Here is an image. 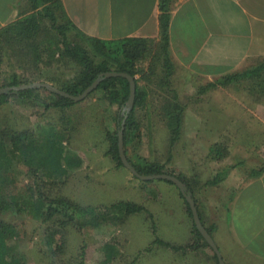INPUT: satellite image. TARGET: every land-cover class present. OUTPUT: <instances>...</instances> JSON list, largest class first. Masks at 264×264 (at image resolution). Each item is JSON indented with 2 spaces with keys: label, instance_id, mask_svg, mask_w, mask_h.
<instances>
[{
  "label": "rangeland",
  "instance_id": "374dc122",
  "mask_svg": "<svg viewBox=\"0 0 264 264\" xmlns=\"http://www.w3.org/2000/svg\"><path fill=\"white\" fill-rule=\"evenodd\" d=\"M43 22L36 40L39 46L44 40L43 53L36 62L32 60L31 50L15 53L10 58L4 55L0 63V88L15 70L22 82H47L58 89L78 76V64L64 53L62 37L55 25L47 19ZM67 38L84 46L91 57L90 46L82 38L70 33ZM162 78L160 74L155 78L137 77L146 96L144 105L134 109L139 130L129 138L126 159L137 165L146 162L161 166L163 173L179 177L187 185L186 191L195 197L198 206H208L207 195L220 196L223 190L216 189V186H201L202 179L193 174L201 165L204 167L205 157L208 158L210 175L233 163L232 139L222 136V132L227 131L231 136L232 124L223 121L225 113L222 109L231 116L234 81L223 86L224 89L210 90L203 96L194 91L177 92L179 101L182 104L187 102L188 106L184 107L182 115L181 137L171 142L167 117L161 108L170 99L171 92L164 89L167 86L162 84ZM149 79L151 82L154 79V83H146ZM242 81L248 82V78ZM109 92L111 89L94 90L83 100L65 108H45L39 101L19 99H11L2 108L0 117L3 123H9L17 130L28 128L33 135L39 132L38 135L43 137L40 157L46 164L42 170L47 168L48 173L58 169L57 175L68 172L65 177L42 176L41 179L40 172L14 161L5 172V175L9 173L11 181L9 190L30 195V188L35 195L40 191L50 197H66L80 206L96 209V215L88 214L82 219V226L72 221L64 227L54 218L43 220L39 215L35 216L32 208L0 211V220L15 227V236L7 243L21 264H78L81 261L82 264H102L106 255L111 258L107 264H169L166 250L147 254L144 248L156 237L178 243L185 239L186 220L192 222L180 207L188 208L179 189L175 193V185L166 180H141L124 165H117L108 154L107 133L115 132L118 115L126 104L119 109ZM35 93L41 100H51L44 89ZM146 100H151L148 105ZM201 118L207 121L201 122ZM58 126L61 131H57ZM51 145L53 150L48 148ZM209 188H213L211 193ZM119 202L144 206L147 211L127 215L118 213L121 210L108 208ZM169 209L174 210L173 214L167 213ZM154 223L155 234L152 230ZM55 230L58 233L50 243L49 237ZM126 233L130 235V242L124 237ZM107 243L114 246L102 249ZM56 244H61V251L55 249ZM82 252L83 256L80 255ZM135 254H139V258H132ZM195 264H203V261L196 260Z\"/></svg>",
  "mask_w": 264,
  "mask_h": 264
},
{
  "label": "crops",
  "instance_id": "0c3cea01",
  "mask_svg": "<svg viewBox=\"0 0 264 264\" xmlns=\"http://www.w3.org/2000/svg\"><path fill=\"white\" fill-rule=\"evenodd\" d=\"M55 7L52 12L57 21L66 22L85 38L146 40L150 48L139 65L143 71L134 78L169 74L162 82L169 86L164 89L203 96L210 90L224 89L220 84L207 88L210 82L255 70L264 61V0H57ZM34 13L29 0H0V32ZM162 14L167 19L166 44L161 39ZM259 70L256 76L247 77L248 82L242 81L244 76L234 80L231 116L222 109L223 121L232 124L231 136L222 132L223 138L232 139V165L210 175L205 157L204 167L193 174L202 179L201 186L223 190L220 196L207 195L208 206H198L193 198L219 256L196 233L184 205L180 207L192 222L186 220L185 239L178 243L153 238L144 248L147 254L166 250L169 264H195L200 259L203 264H221L219 259L222 264H264V67ZM146 83L153 84L154 79ZM182 105L187 107L188 103ZM216 174H220V181L209 183ZM173 212L169 209L167 213ZM155 229L154 223V234ZM124 237L130 242L129 234ZM108 245L114 246L107 243L102 249ZM134 256L137 259L140 255ZM110 261L106 255L101 263Z\"/></svg>",
  "mask_w": 264,
  "mask_h": 264
},
{
  "label": "trees",
  "instance_id": "16d2710c",
  "mask_svg": "<svg viewBox=\"0 0 264 264\" xmlns=\"http://www.w3.org/2000/svg\"><path fill=\"white\" fill-rule=\"evenodd\" d=\"M29 1L31 3L32 9L36 10V13L27 17L26 19L18 21L14 25L12 24L4 28L0 32V63L4 55H7L10 58L15 53L22 54L23 50H25V53L27 50H31L30 53L32 54L31 56H33L32 60L33 62H36V60L43 53L42 51L45 49L42 46L44 40L42 41L43 43L41 42L40 46L36 40L37 36L41 34L40 31L43 19H47L53 26L55 25L57 32L60 33L62 37L60 41L62 42L64 53L69 58H72L79 67L78 76H76V78L73 80L68 81L66 85L60 87V90H63L71 95H78L85 88H87L99 76L100 73L107 71L124 72L133 77H135L137 73H142L143 69H141L139 65L140 62L144 60L147 50L150 48L148 47L146 40L139 38H129L117 42H111L95 38H85L84 36L75 34L66 22H58L57 18L54 17L53 12L56 8L55 6L57 0ZM163 10L164 9H162V11ZM69 33L74 37L82 38L83 41H85L86 44L90 46L92 53L91 57H89L87 49L84 46L73 41L70 42L68 40L67 37ZM161 39L163 44L167 43V19L163 14L161 18ZM165 48L166 46H164L163 49ZM263 67L264 61L259 63L255 70L246 71L244 74L231 73L224 75L215 81L210 82L207 88L216 87L218 84L225 86L227 83L238 79L240 76H244V78L249 77L250 74V76H256V74H258L260 71L259 69ZM18 76L19 75L17 72H13L8 82L1 87H16L22 84H27L20 81ZM141 76L146 78L149 77L144 76L143 74ZM161 76H163L161 79V82H163L164 79H168L169 74ZM134 80L135 95L132 108L128 113L122 111L121 115H118L119 120L116 124L117 128L115 132L107 133L109 144L108 154H110L111 158L117 162V165H123L118 152V131L121 129L122 120L125 118L122 128L123 150L125 154L127 152L126 147L130 136L139 130V124L134 118V109L144 105L146 96V91L144 90L145 88H142L137 84V78H134ZM165 86L169 87L168 85ZM38 89H44L47 94L51 96V100H41L35 93V91ZM97 89H103L105 91L111 89L112 93H109L113 96L112 100L117 103L119 109L123 107L129 97V82L125 77H104L100 80L94 90ZM167 91L171 92L170 99H168L161 108L163 115L167 117V127L170 131L171 142H174L179 137L181 132L184 106L178 100V94L176 91L170 89ZM11 99H19L22 101H39L45 108H65L76 103L68 97L53 93L43 87H26L12 89L1 93L0 113L2 108ZM3 122V119L0 117V211H4L9 208L16 209L17 211L29 210L32 208L35 211V216L39 215L43 220L54 218V221L57 224H60L61 227L68 225V223L72 221H77L78 225L82 226V219L85 216L88 214L96 215L95 208L80 206L66 197H50L40 191L39 194L35 195L34 191L30 188V195H26V193H13L10 191L9 185L11 181H9L8 178L9 173L5 175V172L11 167L14 161L25 164L27 169L40 172V175L37 173L40 178L42 176H47L48 178L56 177L58 169L48 173L46 171L47 168L42 170V167H44V164L46 163L43 162L44 160L42 157H40L42 154L40 151V141L43 140V137L41 138V136L38 135L39 132L37 134L35 133L36 135H33L28 128L17 130L9 123ZM57 131H61L59 126L57 127ZM48 148L53 150L54 146L51 145L48 146ZM128 162L139 174L142 175L163 173L161 171V166L149 165L146 162H142L143 164L140 163L137 165L130 162L129 159ZM64 174L59 173L57 176L65 177L68 175V172ZM220 179V174H216L209 181V183L215 184L219 182ZM186 204L188 211L192 216L191 209L187 201ZM108 208L121 210L118 212L121 214L122 212L124 214L139 213L144 210L142 206L129 202H119L118 204L112 205ZM108 208L105 210H108ZM194 228L196 233L201 238H203L195 225ZM56 233H58V230H55L53 233H51V236L49 237L50 243L53 242ZM14 236V225L10 222L0 220V264H21L20 258L14 254L11 247L7 243ZM61 248V244H56L55 249L58 250V252L61 251ZM80 255L83 256V252ZM82 263L83 261L78 264Z\"/></svg>",
  "mask_w": 264,
  "mask_h": 264
},
{
  "label": "water",
  "instance_id": "95a60500",
  "mask_svg": "<svg viewBox=\"0 0 264 264\" xmlns=\"http://www.w3.org/2000/svg\"><path fill=\"white\" fill-rule=\"evenodd\" d=\"M104 77H125L128 80V82H129V97H128L126 104L123 108V112L128 113L130 111V109L132 108L133 102H134L135 80H134L133 76H130L129 74L124 73V72L107 71V72L100 73L99 76L87 88H85L78 95H71V94H69L63 90H60V89L52 86L51 84H49L47 82H35L32 84H22V85L16 86V87H11V86L1 87L0 88V94L7 92L8 90H12V89H20V88H26V87H43V88H46L47 90H49L53 93L68 97L71 100L77 102V101L83 100L89 93H91L97 87L100 80ZM124 121H125V118H123L122 123H121V129L118 131V152H119V157H120L122 164L126 168H128L132 172V174H134L137 178H139L141 180L148 181V180L159 179V180H167V181L172 182L180 190L181 194L183 195L185 200L188 202L189 207L191 209L192 219H193V222H194L197 230L199 231V233L203 236V238L206 240V242L214 249V251L218 255V250L214 244V241L212 240L210 234L204 228V226L202 225V223L200 221L194 199L192 198L191 194L186 191V185L176 176L166 174V173L149 174V175L139 174L134 169V167L129 164V162L127 161L126 156L124 154V150H123L122 128L124 125ZM219 261L222 264L220 259H219Z\"/></svg>",
  "mask_w": 264,
  "mask_h": 264
}]
</instances>
